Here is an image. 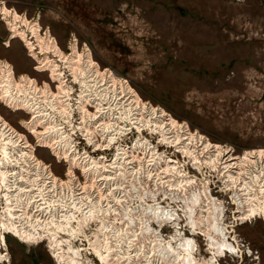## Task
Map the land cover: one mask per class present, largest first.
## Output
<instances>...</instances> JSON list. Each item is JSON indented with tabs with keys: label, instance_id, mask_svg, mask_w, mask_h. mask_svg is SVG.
Masks as SVG:
<instances>
[{
	"label": "rangeland",
	"instance_id": "obj_1",
	"mask_svg": "<svg viewBox=\"0 0 264 264\" xmlns=\"http://www.w3.org/2000/svg\"><path fill=\"white\" fill-rule=\"evenodd\" d=\"M4 1L7 8L25 15L30 23L38 22L43 29L48 28L61 49L67 48L71 35L81 43L86 42L102 67H109L125 77L143 100L162 108L176 122L186 123L191 130L215 143L232 146L236 153L264 149V0ZM9 35L7 26L0 20V61L11 65L15 75H28L40 82L45 80V74L34 72L33 62L21 41H9ZM0 114L14 131L34 144V137L25 129L24 122L28 117L24 112L13 113L0 103ZM35 156L50 165L56 177L65 179L67 167L57 163L49 150L35 148ZM179 163L184 162L181 160ZM134 168L133 173L131 168L126 169L130 180L135 176ZM0 180L1 185L4 184ZM10 180L11 177L10 186L17 188L18 184ZM120 185L125 186L123 183ZM3 188L0 186V216L6 211ZM14 188L11 189L14 191ZM163 195L156 196L154 202L147 195L145 198L132 197L126 203L128 213L115 211L111 213L113 217L105 220L109 216L106 213L105 218L100 217L97 221L99 226L107 221L113 226L112 232L116 229L120 235L113 232L114 238H110L109 230L101 227L99 232L96 222L85 230V234L77 236L80 241L63 246V252L76 250L81 253L82 260H73L80 264H106L100 259L106 257L109 261L122 249L121 246L125 247L128 241H121L127 237L125 232L128 235L139 232L138 239L129 235L131 244L126 247L131 256L139 254L138 258L142 256L143 260L133 259L128 264H145L144 257L152 254L150 263L160 264L157 251L166 244L176 248L185 239L195 242L193 258L199 264L215 256L216 264H264L262 219L237 222L233 207L227 202L228 197H219L224 202L222 228L236 252L217 255L201 233L207 221L212 222L208 215L210 210L202 212L206 216L200 219L202 203L199 200V204L192 205L196 206L193 221L197 225L193 229L187 221L184 202L179 200L175 203L165 193ZM120 200L117 202L122 206L125 199ZM153 205H158L163 211L178 210L177 229L170 223L159 227L154 218H149L148 229L141 232L139 221H146V213ZM217 219L215 214L214 222L217 223ZM135 224L137 228L133 229ZM52 231L50 234H61ZM0 233V240L6 241L2 247L5 262L1 264H57L48 252V241L24 243L12 235ZM59 237V240L68 239L62 234ZM156 238H159L156 242L159 248H152L151 240ZM94 245L98 246L97 250ZM116 262L114 260L112 264Z\"/></svg>",
	"mask_w": 264,
	"mask_h": 264
},
{
	"label": "built area",
	"instance_id": "obj_2",
	"mask_svg": "<svg viewBox=\"0 0 264 264\" xmlns=\"http://www.w3.org/2000/svg\"><path fill=\"white\" fill-rule=\"evenodd\" d=\"M4 6L6 7L5 1L0 0V20L8 28L10 33L9 41L13 39L21 41L28 57L33 62L34 72L45 74L46 79L40 82L28 75H15L10 65L15 85L7 80L1 82L2 88H7L8 95H10L8 97L10 103L5 102L1 97L0 103L13 113L21 111L27 115L28 119L25 122V129L34 137V144L27 142V149L31 150L35 159V148H45L49 150L57 163L67 167L64 174L65 179H61L51 172L50 165L36 159L67 186L64 189L59 187L56 189L54 187L55 183L51 182L49 178L44 179L42 175L34 176L35 172L31 170L28 163L26 161L22 162L19 157L20 149L9 144L8 148H13L14 150L12 151L14 158L9 163L11 180L16 183L20 181V178L30 180L25 183L22 182L23 189H25L21 192L23 201L31 197V200L35 198L37 201L44 203L41 201V195L46 192L47 204L44 203V205L47 206L48 200L51 201L54 198L64 196V205L76 217L72 223L73 227H80L81 234L78 236L85 234V230L97 222L95 219H87L88 222L84 220L82 223V212H89L88 208L92 207V204L85 199L80 201V198H83L81 188L84 183L88 185V188L92 187V190L93 187L96 188L95 191L91 190L90 198H93L92 201H97L99 198L97 195L99 185H101L100 189H98L101 196H108L110 191H112V195L109 194L108 196V203L102 197V204H109V208L116 211L121 210L120 212L126 211L128 213L129 210H125L126 203L128 204L129 199L132 197L145 198L146 194L149 195L153 192L157 196L161 195V193L162 195L164 193L167 195L179 193V199L171 200L175 203L179 200L182 201L181 198L190 197V194H197L200 197V204L202 201H207L208 198L212 199V202L215 203V206L220 211V220H222L224 202L219 197L226 196L228 197L227 202L233 207L232 213L235 215L237 222L242 223L258 218L262 219L264 223V149H261L263 150L262 154L259 153L260 149L236 153L232 146L215 143L207 136L189 128L190 132L198 133L206 140V142H199L193 145L196 157V161H194L191 156V158L182 156V153L174 147H166L167 145L160 142L156 137L157 135H151L149 130L138 131L135 127L132 128L130 126L122 129V125L118 126L113 123L115 119L122 122L121 114L120 112L117 113L115 108L120 104H127L132 99V97L128 98L127 88H130L139 96L128 80L115 73L113 69L102 67L94 59L92 49L86 42L81 43L76 36L71 35L68 39L67 48L61 49L55 38L51 36L49 29H43L38 22H34L39 25L38 34H40V37H49L57 45L56 53L46 49L41 50L36 37L30 30V26L34 23H30L25 15L18 14L15 10L7 7L9 13L5 14L2 10ZM15 12L18 15V19L13 21V13ZM19 32H21L20 35L18 34ZM26 42H30L32 48H29ZM0 63H3V61H0ZM23 76L28 77L29 80L18 87L16 84L20 82ZM19 88L22 89V92L19 91ZM139 100L148 106H153L140 96ZM153 107L160 108L158 106ZM107 124L111 125V131L105 129ZM110 136H114V140L107 146ZM138 138L147 139L149 147L143 150L134 149L133 143ZM0 141L1 158L4 156L1 146L4 142L2 139ZM169 150L172 152H168ZM166 152L171 154V157ZM17 158H19L18 162L15 161ZM181 160L184 163H179ZM166 161L172 166L175 165L180 171L177 173L175 169H171L172 171L165 172ZM136 163L140 164L139 168H141L142 172L144 164V168H150V165L155 163L156 173L164 181L174 185L178 181L183 180L187 181L189 185L186 184L181 190L177 188L171 189L167 186L162 188L161 185L154 189V180L148 178L147 182L144 181L140 186L141 189L137 185L138 188L132 187L133 189L128 192L131 184L128 182L130 180L129 175L125 171L126 168L132 167H135L134 169L136 170L138 168L135 166ZM70 164H75V166L70 167ZM69 169L73 173L72 177L68 175ZM83 172L87 174L86 177ZM103 177L111 178L112 181L111 179L106 180L107 184L105 185L103 180L100 179ZM33 179H36V182L33 183ZM70 179H74L72 181H75V184L68 187L66 183ZM143 179L145 178L143 177ZM43 180L45 184L42 182ZM120 183L125 186H121ZM127 183L129 184L128 186ZM0 186L3 188L1 183ZM104 187H108V189L106 190ZM38 188L42 189V193L37 190ZM111 188L113 189L109 190ZM69 190L72 191V194H69V196L72 195V200L66 199ZM117 197L125 199L122 202V206L115 201ZM174 197L177 198L176 196ZM168 198L171 199L169 196ZM73 201L81 203L80 205L84 208L75 209V202ZM3 203L5 206V201ZM162 208L166 209L165 207ZM138 209L139 207L136 210ZM250 209L254 212L248 215ZM34 210L31 208V211L36 213ZM44 216L43 218L47 219L48 215ZM177 216L179 217L178 213ZM111 217L113 216L109 215L105 220ZM100 227L97 222L96 228H98L99 232H101ZM132 227L136 229L137 224ZM52 232H55V230ZM56 238L59 239L58 236ZM121 239V241H126L127 238L123 237ZM37 240L38 243L44 241L49 243V240L44 236L34 239V241ZM77 240L80 241V237L75 241ZM47 248L50 250L48 252L52 259L58 264L53 254V249L49 245ZM135 250L140 253L138 248ZM67 255L70 256L69 254ZM138 259L139 261L143 260L142 256ZM64 260L67 261L68 257Z\"/></svg>",
	"mask_w": 264,
	"mask_h": 264
},
{
	"label": "bare ground",
	"instance_id": "obj_3",
	"mask_svg": "<svg viewBox=\"0 0 264 264\" xmlns=\"http://www.w3.org/2000/svg\"><path fill=\"white\" fill-rule=\"evenodd\" d=\"M3 12L5 14H8L9 10L5 7V9L3 8ZM17 19H18L17 13H13V21H16ZM24 22L26 23V21H24ZM30 30L32 31V33L36 37V40H37L38 45H39L41 50L46 49V50L53 51V53H56L57 45L53 42V40H50L49 37H46V38L40 37V34H38L39 25L37 23L31 25ZM20 33L21 32H19L18 34L20 35ZM22 37L24 38L23 35H22ZM26 43H27L29 48H32V44L30 42H26ZM88 61L90 62V60H88ZM0 71H1L0 97L5 102L10 103V101L8 99V97H10V95H8L7 88H5V89L2 88L1 82L3 80H7V81L11 82L13 85H15L13 78H12L13 71H12L11 66L8 65L6 62L0 63ZM28 80H29L28 77L23 76V78L20 80V82L16 85L19 87L20 84L23 85ZM19 91L22 92V89L19 88ZM127 91H128V98L132 97V99H130L127 104H120L115 108L117 113L120 112L122 122L115 119V121L113 123H115L118 126L122 125V129H124L125 127L127 128L128 125L132 128L135 127L138 131L149 129L150 133L158 135L159 141L166 144L167 145L166 147H168V148L174 147L176 150H179V152L182 153V156L187 157V158L193 157L194 161H196V157H195V154L193 151V145H195L199 142L200 143L206 142V140L201 135H199L198 133L190 132V130H188L189 127H187L186 124H179L161 108H154L152 106L146 105L145 103H143V101H140L139 96H137L130 88H127ZM12 100H14V98H12ZM103 100H105V99H103ZM117 113H114V114H117ZM105 129H109V131H111V125L107 124ZM110 134H111V132H110ZM0 139H2V141L4 142L1 145L4 156L0 158V178L2 179V181H4L3 182L4 184H2V186L4 187L3 198L5 201V208H6L5 214L3 216H0V232H2L4 235H12L14 238H16L19 241H22L24 243H31L30 242L31 240L34 241V239H38L41 236H44L49 240V246H51L50 248L53 249V254H54L55 259L57 260L58 264H80L79 262L73 261V260H82L83 258H82L81 253L76 252V250L75 251L73 250L72 251L73 253L70 252V250H68L69 252H66V251L63 252V250H62L63 246H66L69 243H72V241H75L78 238L77 237L78 234H81L80 227L76 228V227H73V225H72L74 219L76 218L75 214L73 212L68 211V209L64 205V199H65L64 196H61L59 198H54L51 201L48 200L47 206L44 205V203H46V198H45L47 196L46 192L41 195V201L44 203L37 201L35 198L33 200H31V197L29 199H26L23 201L21 192H23L25 189H23L22 182L25 183L27 180L20 178V181H18V183H17L18 184L17 188L10 186L9 178L11 177L10 176L11 175V169H9V163H10V161H12V158H14L13 153H12V151H14V150H13V148L12 149L8 148V145L11 144L13 147L17 146L20 149L19 150V157L22 159V162L26 161L28 163L29 167H31V170L33 172H35V174H33L34 176L42 175V177L44 179L49 178L51 180V182L55 183L54 187L56 189H58V187L64 189L67 186L64 185L65 183H62L59 179H57L46 167H44V165L42 163L36 161L37 158L35 159L31 150L27 149V147H28L27 142L28 141L26 140V138L21 136L20 134H18L16 131H14L13 128L7 123V121L3 117H1V115H0ZM113 140H114V137L110 136L107 146H109V144L112 143ZM147 147H149L147 140L142 139V138H138L136 140V142H134V144H133V148L136 150H139V149L143 150V149H146ZM123 153H125V152L123 151ZM259 153L262 154L263 150L260 149ZM18 159L19 158H17V160H15V161L18 162ZM131 164H132V162H131ZM149 165H147V166H149ZM72 166H75V164H73V165L70 164V167H72ZM135 166H137L138 168H136V171L134 173L135 176L131 177L132 179L129 181V183L131 184L130 185L131 188L128 189V192H130L131 189H133V188H138V186L141 189V187H140L142 184L141 182L144 183V181L148 180V178H152L154 180L153 181V183H154L153 188L154 189H157V187L159 185H161L162 188L167 186L168 188H171V189L177 188L178 190H181L184 188V186L186 184L189 185V183L187 181H183V180L178 181L177 184H174V185L169 183L168 181H164L156 173L157 168H156L155 163H152L150 165L151 166L150 168H144L145 167V164H144L142 167L143 172L141 171V168H139V166H140L139 163H136ZM126 169H128V168H126ZM165 169H166L165 172L172 171L171 169H175L177 171V173L180 171V169L175 167V165L172 166V164H169V162H167V161L165 162ZM125 172L127 173L128 171L126 170ZM131 172L133 173L132 168H131ZM83 173H85V172H83ZM68 175L71 177L73 176V173L70 169L68 171ZM84 176L86 177L87 174L85 173ZM137 177L140 179L139 180L134 179ZM143 177L145 179H143ZM100 179L103 180V184L106 185L107 184L106 180H109L111 178H107V177L104 178L103 177ZM72 180H74V179H70L66 183V184H68V187L75 184V181H72ZM111 181H112V179H111ZM32 182L33 183L36 182V179L35 180L33 179ZM42 182L44 183V180ZM13 186H14V183H13ZM100 186L101 185L98 186V189H100ZM11 188H14V191L16 192L15 195H14V191ZM104 188L106 190L108 189V187H104ZM45 189H46V187H45ZM81 189L83 192V198H80V201L85 199L86 201H88L89 203L92 204V207L88 208L89 212H87V211L82 212V214H83L82 223L84 220H87V219L88 220L95 219L96 221H99L100 217L101 218L106 217L105 216L106 213L111 215V213L116 211L115 209L109 208V204H106V205L102 204L103 203L102 197L105 198L107 200V203H108V200H109L108 196H109V194L112 195L111 194L112 191H110L108 196L107 195L101 196L100 190L97 189V195L99 198L97 201H92L93 198H90V194L92 193L91 192L92 187L88 188V185L86 183H84V185H82ZM112 189L113 188H111L109 190H112ZM37 190L40 193H42L41 188H38ZM95 190H96V188L93 187L92 191H95ZM154 193L155 192L150 193L149 196L146 194L147 198L148 197L151 198V200L153 202L156 201V196H157V195L155 196ZM69 194H72L71 190H69V192L66 196V199L72 200V195L69 196ZM165 195L171 197L172 201H174L175 199H179L178 193L177 194L173 193L172 195H167V194H165ZM175 195L177 198L174 197ZM12 198H16V200L12 199ZM199 198L200 197L197 194H195V195L190 194L189 198L182 200L184 202V212H185L186 217L188 218L187 221L189 222V224H191V226L193 225L192 226L193 229H195L194 227L197 225L193 221V219H195L194 213L196 211L195 210L196 206L192 207V205L196 204V203L199 204V202H198ZM117 199H118L117 201L120 203L121 198L118 197ZM73 202H75V201H73ZM183 202H182V204H183ZM75 203H77V202H75ZM75 203H74L75 209L80 210V209L84 208L80 205L81 203L80 204L77 203L79 206ZM202 204H205L206 206L203 205V206H201V208H199L200 210L204 209V210L199 211L200 212L199 218L201 219L202 217L206 216V215L202 214V212L206 213V210L207 211L210 210L209 212L211 214H208V215H209V217H212V219H213V220L210 219L212 221L211 223L209 221H207L206 227L203 226V228H204L203 230L199 227L201 229V233H203V235L206 237L209 246L214 249V252L217 255L223 254L224 252L234 254V252H236L235 246L232 243H229L227 241L226 233L224 232V230L222 228V226H223L221 223L222 220H220V215H219L220 211L215 206V203L212 202L211 198H208L207 201H202ZM98 206H100V207H98ZM197 206H199V205H197ZM31 208L35 209L34 211L36 213H33V211H31ZM193 208H194V211H193ZM173 210H167V211L159 210L158 205H153L152 207H149V211L146 213L147 214L146 221H145V219H144V222H142L141 219L139 221L140 227H141L140 231L142 232L147 227H149L148 225H146L147 223H149V218L150 219L154 218L157 226H159V227H161L162 224H164V223H170V224L174 225L175 229H177L176 226L178 225V218L179 217L177 216V211L175 209H173ZM110 211H112V212H110ZM248 212H249L248 213V215H249L254 211H252V209H250ZM103 214H104V216H103ZM146 214H145V216H146ZM215 214H217V216H218L217 223L220 226L217 225L216 222H214L215 221ZM44 215H48V217H46L47 219L43 218V217H45ZM183 218H184V216H183ZM88 220L86 222H88ZM179 220H181V219H179ZM185 222H186V219H185ZM186 224L190 227V225L187 222H186ZM101 227L104 228L105 230H109V232L108 231L107 232H108V235L110 236V238H114V236L111 235V234H113V232L115 234L118 233V235H120L119 231L116 229H114L115 231L112 232L113 226L109 225L107 223V221H105L104 224L101 225ZM52 230H55L56 232L61 233L64 236H67L68 239L67 240H62V239L59 240L60 239L59 236H58L59 239H57V238L55 239L54 236H56V234L55 233L50 234V232ZM70 233H71V235H70ZM138 233L137 232H131V234H129V235L131 237H136L138 235ZM125 235H127L126 240L128 241V242H126L125 247L121 246L120 249L121 248L122 249L115 254L116 256L113 258L111 257L112 259L117 261L116 262L117 264H122V262H124V261L127 262V264H128V263H130V261H133V259H138L139 254L135 255V256H131L129 254L130 253L129 249L126 246L131 244V242L129 243V240H128L129 235L127 234V232H125ZM138 237L139 236H137V239H138ZM158 239L159 238H156L155 241L151 240L152 248H159L157 246V243H156L158 241ZM34 242H38V240L34 241ZM5 245H6V241L0 240V264L2 262H5V260H4L5 257L3 256V253H2V250H3L2 247ZM154 246H156V247H154ZM94 249L97 250L98 246L94 245ZM130 249H132V248H130ZM195 249H196V244L193 240H190V239H185V240L181 241L180 243H178V246H176V248L172 247L171 244H166L163 248H161L160 250L157 251L158 252L157 256L159 257L158 261L161 260L160 264H164V263L165 264H172V262H174L173 264H199L193 258V254H194ZM151 250L153 251V249H151ZM61 251H62V253H61ZM59 253H61V254L59 255ZM63 253H64V255H63ZM67 254H69L71 257L68 256ZM143 254H144V252H143ZM152 256H153V254H152ZM67 257H68V259H71L72 261L69 263L63 261ZM151 257H149V256L144 257V260L146 261V263L151 264L150 263ZM215 257L211 258L208 262H204L202 264H216ZM106 259L107 258L105 257V258H102L100 260H102L106 264H112L114 262V260L110 261L112 259H110L109 261H107ZM124 264H126V263H124Z\"/></svg>",
	"mask_w": 264,
	"mask_h": 264
},
{
	"label": "trees",
	"instance_id": "obj_4",
	"mask_svg": "<svg viewBox=\"0 0 264 264\" xmlns=\"http://www.w3.org/2000/svg\"><path fill=\"white\" fill-rule=\"evenodd\" d=\"M1 115V114H0ZM1 117H3L2 115H1Z\"/></svg>",
	"mask_w": 264,
	"mask_h": 264
}]
</instances>
